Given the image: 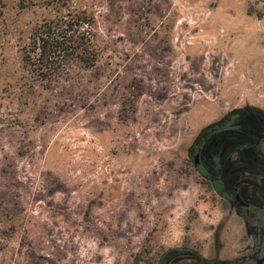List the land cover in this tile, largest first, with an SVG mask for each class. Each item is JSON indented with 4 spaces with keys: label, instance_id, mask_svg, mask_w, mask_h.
I'll return each instance as SVG.
<instances>
[{
    "label": "rangeland",
    "instance_id": "rangeland-1",
    "mask_svg": "<svg viewBox=\"0 0 264 264\" xmlns=\"http://www.w3.org/2000/svg\"><path fill=\"white\" fill-rule=\"evenodd\" d=\"M37 2L0 21V264H156L184 246L247 261L242 219L187 149L264 107V0H81L99 70L55 92L20 68V29L53 12Z\"/></svg>",
    "mask_w": 264,
    "mask_h": 264
},
{
    "label": "flooded vegetation",
    "instance_id": "flooded-vegetation-1",
    "mask_svg": "<svg viewBox=\"0 0 264 264\" xmlns=\"http://www.w3.org/2000/svg\"><path fill=\"white\" fill-rule=\"evenodd\" d=\"M254 107V110L248 109ZM246 108L250 123L240 120L228 123L227 113L224 123L201 130L187 149V155L196 172L202 177L200 168H205L210 179L208 185L242 219L245 231L252 238L249 259L239 264H257L264 257V107L244 105L233 110ZM207 125V126H208ZM222 126L223 133L216 136ZM204 129V128H203ZM208 133L205 148L204 135ZM216 185L222 187L218 191ZM180 248L166 250L164 258L157 264H237L215 258H205L198 254H188ZM259 264H264L262 260Z\"/></svg>",
    "mask_w": 264,
    "mask_h": 264
},
{
    "label": "trees",
    "instance_id": "trees-1",
    "mask_svg": "<svg viewBox=\"0 0 264 264\" xmlns=\"http://www.w3.org/2000/svg\"><path fill=\"white\" fill-rule=\"evenodd\" d=\"M27 1V0H26ZM38 4H43L37 0ZM153 0H142V4ZM53 12L36 19L32 23L22 27L19 31L18 52L20 68L25 77L33 84L40 85L51 92L63 91L71 86L82 84L86 80L85 73H96L99 70L98 61L101 49L94 41L98 33V23L92 11L87 10L81 0H51ZM25 0L15 4L12 0H0V21L7 17L9 10L17 9V12L27 8ZM16 12V13H17ZM68 86V87H67ZM34 87V86H32ZM254 110V107H248ZM249 113L246 108L229 111L228 123L237 121L250 123ZM226 119H222L202 129L208 131L212 126L221 125ZM222 126L217 129L216 136H221ZM209 134L203 137L205 148L207 147ZM200 173L208 184L210 177L205 168H200ZM208 179V180H207ZM209 186V185H208ZM218 191L222 187L216 185ZM188 254H200L186 246L182 247ZM172 250V249H170ZM166 253L160 256L164 258ZM157 264V263H156Z\"/></svg>",
    "mask_w": 264,
    "mask_h": 264
},
{
    "label": "water",
    "instance_id": "water-1",
    "mask_svg": "<svg viewBox=\"0 0 264 264\" xmlns=\"http://www.w3.org/2000/svg\"><path fill=\"white\" fill-rule=\"evenodd\" d=\"M262 260H264V257L262 258ZM262 260H261V261H262ZM261 261H260V262H261ZM260 262H258L257 264H259Z\"/></svg>",
    "mask_w": 264,
    "mask_h": 264
}]
</instances>
